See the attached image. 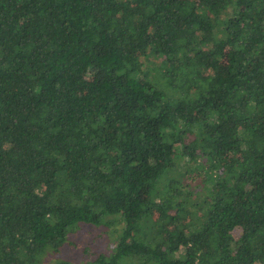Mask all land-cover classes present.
I'll return each instance as SVG.
<instances>
[{
  "label": "trees",
  "instance_id": "trees-1",
  "mask_svg": "<svg viewBox=\"0 0 264 264\" xmlns=\"http://www.w3.org/2000/svg\"><path fill=\"white\" fill-rule=\"evenodd\" d=\"M86 224L79 264H264V0H0V264Z\"/></svg>",
  "mask_w": 264,
  "mask_h": 264
},
{
  "label": "rangeland",
  "instance_id": "rangeland-1",
  "mask_svg": "<svg viewBox=\"0 0 264 264\" xmlns=\"http://www.w3.org/2000/svg\"><path fill=\"white\" fill-rule=\"evenodd\" d=\"M119 228V225H114ZM105 226L82 225L79 229L69 234L65 244L58 253L48 252L41 264H53L61 259L73 263H84L106 254L114 246L117 232Z\"/></svg>",
  "mask_w": 264,
  "mask_h": 264
}]
</instances>
